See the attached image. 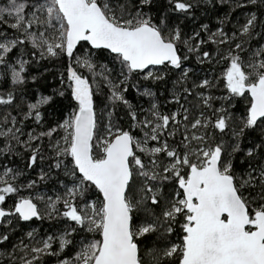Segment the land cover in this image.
Listing matches in <instances>:
<instances>
[{"label":"snow or ice","instance_id":"6c2138e0","mask_svg":"<svg viewBox=\"0 0 264 264\" xmlns=\"http://www.w3.org/2000/svg\"><path fill=\"white\" fill-rule=\"evenodd\" d=\"M233 4L247 9L248 18L231 33L204 24L185 37L171 23L173 16L195 18L208 5ZM257 12L264 16V0H165L163 7L159 0H0V106L21 101L31 62L60 57L70 61L67 88L75 102L62 122L39 132L25 131V123L41 125L42 109L53 96L22 102L15 115L0 112V264H41L45 256L57 257V264H264V44H249L254 35L264 39ZM208 43L226 46L217 53L227 62L224 99L229 105L233 98L246 101L239 116L213 106L218 98L207 91L213 80L189 84V54L200 63L211 61L213 54L201 51ZM105 50L119 66L115 74L93 59ZM132 75L161 83L175 75L170 102L179 107L165 114L153 102L137 110L125 95ZM101 87H107L109 101L103 135L95 100ZM140 95L156 93L146 87ZM189 96L198 101L191 108L181 102ZM118 105L128 109V129L112 121ZM60 129L65 134L55 139ZM229 130V143L216 138ZM248 130H259L260 137L245 150L241 137ZM45 147L53 153L52 167L64 168L72 186L55 198L22 195L36 181L19 183L24 171L11 166L13 158L26 152L25 169H32L45 159ZM240 153L245 159L238 173ZM47 175L41 171L40 180ZM38 201L45 202L44 213ZM45 215L70 223L35 243H8L14 221ZM79 233L84 235L77 245ZM26 235L35 240L34 232ZM69 247L74 254L61 256Z\"/></svg>","mask_w":264,"mask_h":264},{"label":"trees","instance_id":"16d2710c","mask_svg":"<svg viewBox=\"0 0 264 264\" xmlns=\"http://www.w3.org/2000/svg\"><path fill=\"white\" fill-rule=\"evenodd\" d=\"M165 0H159V7H163ZM208 10L200 9L196 11L195 18H184L181 16L177 19L175 16L172 17L171 23L179 24L182 28L185 37L191 36L193 32L199 31L201 25H208L209 29L215 32L218 28L223 27L225 31L231 33L233 30L237 29L239 25L248 18L247 9L241 10L236 7L235 4L228 7H215L213 5H208ZM230 13V22L221 23L226 14ZM153 14L159 16L160 13L154 8ZM257 15L261 20H264V16H261L259 12ZM257 32H264V25L258 26ZM208 33L202 32L201 37L207 39ZM244 39H247L245 37ZM252 48L257 47L259 44H264V39H261L260 35H254L253 39L249 41ZM249 45L245 47L248 48ZM226 50V46L217 45L213 43H208L204 45L201 51H209L213 54L211 61H205L204 63L198 62L195 54H189L190 59L186 62V67L191 69L189 74V84L192 82L199 83L202 79L208 78L213 80L214 87L210 90V94L218 99L214 102V107H229L230 110L237 116L243 114L246 107V101L243 98H233L231 104L229 105L228 100L224 99L229 96L227 89L224 87V81L222 79L223 72L227 67V62L219 60L218 52ZM181 51L186 53V49L181 45ZM187 54V53H186ZM243 55V54H242ZM94 61L98 65H106L114 70V74L118 72V64H113V57L106 50L103 55L99 53L93 57ZM70 61L66 57L53 58V59H42L39 62H31L28 70V82L23 86L24 95L21 97V101H18L16 105L13 106H0V112L11 111L13 115L20 110L22 106H25L22 102H31L39 94L51 95L53 96V101L43 107L44 120L41 125H37L34 121H26L25 131L35 130L37 132L46 130L50 127L56 126L62 121L64 116L69 113V111L75 107V102L71 100L70 90L67 88V67ZM78 71L91 78V73L85 68H79ZM99 71V68L97 69ZM35 77V80L32 77ZM176 79L175 75H171L167 83L145 81L142 76L132 75L129 81L128 92L125 93L127 99L131 102L133 107L137 110L144 109L147 110L151 103L156 102L160 106V110L165 114L175 111L179 105L170 102L172 97V82ZM63 81V82H62ZM131 85H136V87H131ZM146 87H151L152 91L156 93L154 98L146 97L140 95ZM139 89V91L137 90ZM64 91V96L57 95L58 92ZM108 89L107 87H101L95 96L96 109L98 116L102 117L99 124L101 126L100 134H104V126L108 124L109 118L107 114L106 105L109 103L107 100ZM185 103L186 107L196 105L198 101L194 99L193 96L187 98ZM15 109V110H14ZM128 109L124 105H118L116 107L115 114L112 117L113 123L117 124L121 128L128 129L131 124L130 118L127 115ZM192 115L198 114V109L192 110ZM233 128L236 126L233 125ZM63 134L62 129L58 131L55 139H59ZM260 137L259 130L252 131L248 130L244 137H241V146L246 148L251 146L253 143H258ZM217 139H223L225 143H229L232 139L231 131L229 130L227 134H220L216 132ZM49 140L45 139L43 145H48ZM43 155L45 159L43 161H38V164L32 169H25L27 162V153H22L13 158V164L11 166L17 167L24 171V175L19 178V183L27 184L29 181L35 180L36 185L32 189H23L22 195H32L33 197L48 195L50 197H56L57 195L63 196L65 193V186L71 183L72 178L65 174V169H56L52 167L54 160L52 159L53 153L49 148H44ZM259 155L257 159H259ZM244 154L240 153L236 157L237 172L239 173L244 165L240 164L241 160H244ZM41 171L47 173V177L44 180H40ZM168 191L171 190L167 189ZM91 194L95 198V190L93 189ZM41 201H38V205ZM12 201L8 202L7 206H11ZM61 206H59L60 208ZM69 221L63 219L62 217L54 216L53 218H48L45 216L44 219H33L29 222H19L14 221L15 231L11 229L8 230L10 235V241L8 243H16L18 240L23 239L25 242L32 243L31 239L27 237L26 233L29 229H32L34 236L41 237L46 232H56L61 230V228L66 225ZM35 225V226H34ZM66 227V226H65ZM84 235L83 233L75 234V239L77 245L79 244L80 237ZM91 238V235H90ZM98 238V237H97ZM173 240L178 239L177 236L172 237ZM57 247V245H54ZM75 248L69 247L65 250L61 256L74 254ZM41 264H57V257L55 256H45L41 260Z\"/></svg>","mask_w":264,"mask_h":264},{"label":"rangeland","instance_id":"374dc122","mask_svg":"<svg viewBox=\"0 0 264 264\" xmlns=\"http://www.w3.org/2000/svg\"><path fill=\"white\" fill-rule=\"evenodd\" d=\"M67 116V114L64 116V118ZM63 118V119H64ZM62 119V120H63ZM62 122V121H61ZM63 131V130H62ZM65 133H64V131H63V134L61 135V136H63ZM60 136V137H61ZM60 139V138H59ZM72 186V181H71V183L70 184H68V187H71ZM45 198H47V197H50V196H48V195H43ZM52 198H55L54 196L52 197ZM39 207H40V210H41V212L42 213H44L45 212V210H46V204H45V202L44 201H41L40 202V204L38 205ZM59 206L60 205H57V207L59 208ZM45 216H47V215H45ZM64 230L65 229H61V230H59V231H57V232H55V233H53V232H46L43 236H41V237H36L35 238V240H33V239H31V241H32V243H35V241L36 240H41V239H44V238H46L48 235H59L60 233H62V232H64ZM29 231H32V229H29L28 230V232ZM26 243H28V242H26Z\"/></svg>","mask_w":264,"mask_h":264},{"label":"flooded vegetation","instance_id":"af4514ba","mask_svg":"<svg viewBox=\"0 0 264 264\" xmlns=\"http://www.w3.org/2000/svg\"><path fill=\"white\" fill-rule=\"evenodd\" d=\"M69 223L66 222V225H64L61 229H66L68 227ZM35 226V225H34ZM66 226V227H65ZM59 231V230H58ZM57 232V231H56ZM54 233V232H53ZM30 239V238H29Z\"/></svg>","mask_w":264,"mask_h":264}]
</instances>
